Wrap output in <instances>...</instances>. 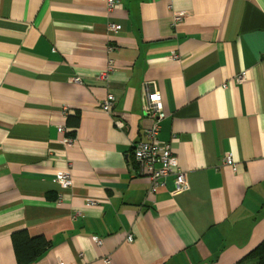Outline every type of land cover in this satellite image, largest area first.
Masks as SVG:
<instances>
[{"label": "crops", "instance_id": "crops-1", "mask_svg": "<svg viewBox=\"0 0 264 264\" xmlns=\"http://www.w3.org/2000/svg\"><path fill=\"white\" fill-rule=\"evenodd\" d=\"M144 83L177 192L133 155ZM18 230L49 242L31 264H237L264 241V0H0V264Z\"/></svg>", "mask_w": 264, "mask_h": 264}, {"label": "built area", "instance_id": "built-area-1", "mask_svg": "<svg viewBox=\"0 0 264 264\" xmlns=\"http://www.w3.org/2000/svg\"><path fill=\"white\" fill-rule=\"evenodd\" d=\"M107 4V10L110 11L116 0H105ZM183 15L181 13L173 14V26L178 24L182 20ZM108 28L116 30L119 25L115 23H109ZM112 62L109 61L108 68L110 69ZM75 82H80V79L76 77ZM145 101H144V114L147 118L148 124L144 129V138L139 140L133 146V155L135 161L139 167L140 172L145 175L150 182L148 193H154L158 188L163 187L168 177H172L174 192H177L183 188L186 183L185 173L178 167L177 157L172 151L171 144L169 142L160 141L158 134L160 131V122L165 118V112L163 109V100L160 92L151 90L149 83H144ZM115 97L112 93H107L105 98L100 102L99 107L103 112L110 115L117 127L124 128L125 122L123 117H118L113 112V106ZM59 132H64L63 126L58 127ZM222 165H233L234 160L230 153H225L221 159ZM57 181L63 187L71 186V174L69 170H62L56 173ZM96 201L88 200L87 205H94ZM94 241L97 245L102 244V240L98 237H94ZM127 241H133L132 234H128ZM104 264H112L111 255L108 254L103 258ZM57 264H62L58 262Z\"/></svg>", "mask_w": 264, "mask_h": 264}, {"label": "trees", "instance_id": "trees-1", "mask_svg": "<svg viewBox=\"0 0 264 264\" xmlns=\"http://www.w3.org/2000/svg\"><path fill=\"white\" fill-rule=\"evenodd\" d=\"M11 242L17 264H31L49 247V242L43 236L31 237L26 230L13 232ZM237 264H264V241L255 246Z\"/></svg>", "mask_w": 264, "mask_h": 264}]
</instances>
